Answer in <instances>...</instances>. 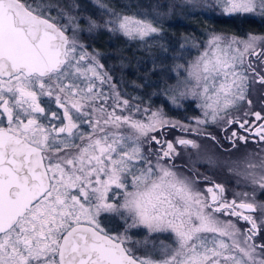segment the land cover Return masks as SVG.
<instances>
[{"label": "snow or ice", "instance_id": "obj_1", "mask_svg": "<svg viewBox=\"0 0 264 264\" xmlns=\"http://www.w3.org/2000/svg\"><path fill=\"white\" fill-rule=\"evenodd\" d=\"M92 2L93 15H73L87 10L0 0V264H264V114L250 98L264 88V33L183 36L179 47L199 54L176 64L175 84L158 94L166 111L122 94L82 36L104 31L147 51L165 38L161 18L172 6ZM193 7L264 23V0ZM193 102L199 116L169 115ZM172 131L182 135L168 139ZM200 140L224 152L255 143L229 168L237 187L250 190L229 199L223 183L200 172L197 163L215 166L199 156ZM189 149L198 159L175 163ZM102 214L123 221L124 231L111 234ZM132 230L172 243L145 237L136 243L158 258L139 256L128 247Z\"/></svg>", "mask_w": 264, "mask_h": 264}, {"label": "rangeland", "instance_id": "obj_2", "mask_svg": "<svg viewBox=\"0 0 264 264\" xmlns=\"http://www.w3.org/2000/svg\"><path fill=\"white\" fill-rule=\"evenodd\" d=\"M29 3H37L40 2V0H29ZM83 1V2H82ZM82 5H80L81 9H86L87 11H81V12H72L73 15H93L95 12V5L93 4L92 0H81ZM205 2H211V0H192L191 3H186L185 0H110V3L113 6H116L117 9H119L122 5L128 4L131 6V10H136V8L142 7L145 9L149 8V5H171V12L169 15L164 16L161 18V27L165 30V38L163 40H160L158 42L152 43V47L149 50H145L144 46L141 44H137L136 42H128L129 43H135L137 45V49L140 51L142 50L144 54L148 55V59H150V65L151 68H153V62L156 64V70L157 72V79L156 82H149V84L152 86L150 92L148 93L147 98L144 99V101L151 100L152 104L155 106H164L165 110H169V105H164V98L163 96H159V100L156 102L155 96L158 95L163 89L167 87L169 84H175V74L173 72V69L175 68L176 64H185L186 61L192 60L196 55H198V51L192 50L191 52L187 50H182L179 45L185 44L186 42L183 39V36L188 34H193L199 39H207L206 31H210L211 29H216L217 31H225L229 33H236L240 34L245 31H253V30H244L241 24L243 20L237 17L236 19L241 24V27L232 28L231 30H225L222 28V25H226L227 23L223 20V18H210L209 15L204 14V10L200 7H193L194 4H203ZM72 4V1H71ZM79 5V4H78ZM69 6V5H66ZM65 5L62 6L64 8H68ZM127 11V9H126ZM159 11L161 12H168V7H161L159 8ZM52 15L55 16L56 12L53 11ZM65 23L67 21H64ZM175 22V23H173ZM81 24L83 26V21H81ZM257 32V31H254ZM257 33H263V32H257ZM116 35V34H113ZM124 38V37H123ZM82 40L85 43H89L88 40L85 39V35L82 36ZM164 45L167 47V52H162L160 45ZM91 45V44H90ZM93 49L97 50L100 55L98 59L102 64H104L105 69L109 72L110 75L113 76L115 82H117L118 87L121 90V93H127V98L136 96L131 94L126 88L123 86L124 81L119 73L115 72L114 67L109 68L107 64L105 63V60H108L106 57V53L100 49H97L96 47L92 46L89 48V51H92ZM182 56L183 59H179L177 57ZM111 58V57H110ZM122 60H119L118 65H122ZM160 69H164L163 72L160 71ZM155 94V95H154ZM185 108H187V111H169V115L172 116L175 119L184 120L187 122L185 117H193V116H199L200 112L199 109L195 107V102L189 106L188 104H185ZM181 133L175 134L174 136H180ZM188 138L195 139V136H189ZM172 139V138H171ZM201 145V148L199 150V156H211L215 160V166L209 167L208 165H201L199 163L196 164V167L199 169L200 172L205 173L207 172V175L214 176L216 175V179L219 181L218 183L223 184H229V180H233L232 185H234L235 191L240 190H250L247 188L241 189L240 187H237L235 180L236 177L232 174L229 176L228 179L226 178H219L217 177L218 171L226 170L227 168H230L233 166V162L241 160L242 156L247 151H252L254 148H245L244 150H240L237 152L235 150L230 152H224L220 148L216 147L215 145L211 143H207V140H200L198 141ZM242 155V156H241ZM189 157L192 161H196L198 159V155L196 153V150L189 149L187 152L181 150V157L178 158L183 164L189 163ZM215 178V177H214ZM221 180V181H220ZM228 180V181H227ZM230 185V184H229ZM237 189V190H236ZM257 199L258 200H264V195H260L259 192L257 193ZM120 222V221H119ZM238 224H243V222H238ZM116 234L122 233L124 231V224L123 221L120 224L116 225ZM244 228H246L243 225ZM242 229V227H241ZM129 235L132 238L131 245L132 249L135 250L140 256H144L147 254H152L154 258H158L155 253H153V250L151 248V245L147 246L146 252L142 251V246L138 245L136 241L143 240L145 237L148 238L150 242H155L157 245L163 241L166 244H171L172 240L167 235H152L148 236V234L144 231L140 230H132L129 232Z\"/></svg>", "mask_w": 264, "mask_h": 264}, {"label": "trees", "instance_id": "obj_3", "mask_svg": "<svg viewBox=\"0 0 264 264\" xmlns=\"http://www.w3.org/2000/svg\"><path fill=\"white\" fill-rule=\"evenodd\" d=\"M71 1L79 5H82L83 2H81V0H53V2H58L61 6L70 5ZM223 20L227 24H221L222 28L228 31L234 27H241L242 24L244 30L264 32V23H261L259 18L243 20L241 24L236 18H223ZM85 39L88 40L92 46L106 53L108 60H105V63L109 68L114 67L115 72L119 73L122 77L120 79L124 81L123 86L126 90L143 99L147 98L152 88L149 82L155 83L157 79V72L151 68L150 59H148L147 54H144L142 50L139 51L135 43L128 44V41L122 36L109 34L104 31H99L91 36L85 35ZM119 60L123 61V63H121L122 65H118ZM159 98L158 95H156L154 101L157 102ZM178 133L180 132L172 131L168 139L173 138L174 135ZM243 225L247 227L246 223L238 224V227H242L243 229Z\"/></svg>", "mask_w": 264, "mask_h": 264}, {"label": "flooded vegetation", "instance_id": "obj_4", "mask_svg": "<svg viewBox=\"0 0 264 264\" xmlns=\"http://www.w3.org/2000/svg\"><path fill=\"white\" fill-rule=\"evenodd\" d=\"M264 33V32H263ZM250 98L252 99V101H253V111H261L262 112V114H264V107H262L261 106V103H262V101H264V88H261L259 85H257L256 86V88L254 89V91H253V93L250 95ZM250 122H251V120H250ZM213 130V129H212ZM213 131H215V130H213ZM182 135V134H181ZM222 142V144H223V147L225 148V149H230L231 148V146H230V144H228L227 142H224V141H221ZM207 143H211L210 141H207ZM212 144V143H211ZM257 145L255 144V143H249L248 145H247V148H254V149H257ZM240 148H241V150H244L245 149V147L243 146V145H240ZM246 150V149H245ZM230 153H232V152H230ZM242 156V155H241ZM175 163H177V164H183L179 159H177L176 161H175ZM207 172L208 171H205V174H207ZM232 174L229 172V168H227L226 170H221V171H218V173H217V177H219V178H221V177H223V178H226V179H228L229 178V176H231ZM209 176H211V175H209ZM213 177V179H215L216 180V182H219L217 179H216V175H214V176H212ZM215 177V178H214ZM221 181V180H220ZM228 181V180H227ZM232 182H233V180H229V184L227 183V184H224L225 185V187L229 190V192H228V197H229V199H231L232 197H231V193H232V191L234 190V185H232L231 186V184H232ZM201 187H204V185H201ZM237 190V189H236ZM101 224H102V226L106 229V230H109L110 231V233L111 234H116V229H117V227H116V225L117 224H120L121 225V220H119L118 218H113V217H106L105 215H103L102 214V216H101ZM120 221V222H119ZM240 222H243V221H240ZM243 224H244V222H243ZM128 247H131V245H128ZM132 248V247H131ZM146 248L147 247H143L142 246V251L143 252H146ZM134 252H135V254L136 255H139L135 250H133ZM140 256V255H139Z\"/></svg>", "mask_w": 264, "mask_h": 264}]
</instances>
